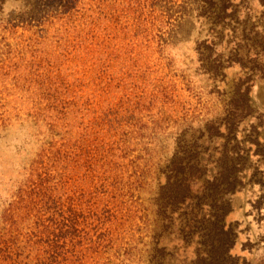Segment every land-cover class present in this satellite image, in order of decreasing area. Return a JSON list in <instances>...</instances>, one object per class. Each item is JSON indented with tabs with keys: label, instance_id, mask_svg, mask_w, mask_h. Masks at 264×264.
I'll use <instances>...</instances> for the list:
<instances>
[{
	"label": "rangeland",
	"instance_id": "obj_1",
	"mask_svg": "<svg viewBox=\"0 0 264 264\" xmlns=\"http://www.w3.org/2000/svg\"><path fill=\"white\" fill-rule=\"evenodd\" d=\"M113 142L97 264H264V0H0V212Z\"/></svg>",
	"mask_w": 264,
	"mask_h": 264
},
{
	"label": "trees",
	"instance_id": "obj_2",
	"mask_svg": "<svg viewBox=\"0 0 264 264\" xmlns=\"http://www.w3.org/2000/svg\"><path fill=\"white\" fill-rule=\"evenodd\" d=\"M115 146L113 142L104 149V160L90 157L98 167L87 171L86 167H71L77 174L72 187L54 183L48 167L31 169L15 198L0 212V264H97L96 248L107 239H95L104 233L99 231L106 210L101 212L97 203L104 198L105 206H110L117 193L109 188ZM181 185L190 188V183ZM221 206L229 209V203L217 205ZM221 215L212 222L210 251L196 264H239L230 253L235 232L221 225Z\"/></svg>",
	"mask_w": 264,
	"mask_h": 264
}]
</instances>
